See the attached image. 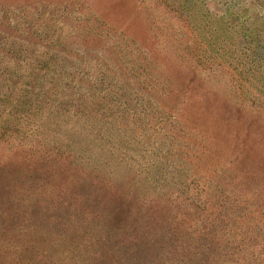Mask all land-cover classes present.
Segmentation results:
<instances>
[{"label": "rangeland", "instance_id": "1", "mask_svg": "<svg viewBox=\"0 0 264 264\" xmlns=\"http://www.w3.org/2000/svg\"><path fill=\"white\" fill-rule=\"evenodd\" d=\"M0 43V264H264V0H0Z\"/></svg>", "mask_w": 264, "mask_h": 264}, {"label": "trees", "instance_id": "2", "mask_svg": "<svg viewBox=\"0 0 264 264\" xmlns=\"http://www.w3.org/2000/svg\"><path fill=\"white\" fill-rule=\"evenodd\" d=\"M9 21V20H8ZM6 38H9V37H6ZM2 44L0 43V46H1ZM13 45V44H12ZM12 45H10V46H8V47H4V48H1V50H0V53H4V54H8V55H10V56H8V58L10 59V60H12V61H15L14 62V65H20L18 68H17V70L18 71H25V70H27V72H26V74L25 75H27L28 76V72H30L31 73V68H27L28 67V65L27 66H24V64L23 63H21L20 62V60L17 58V54H16V52H18V51H20L19 49H17V48H15L14 46H12ZM25 63H27V62H25ZM46 63V62H45ZM45 63H32V65L34 66V68H33V74H35L36 73V71L37 72H39V75H40V73L41 72H44V74L45 73H48L49 74V71H53V72H55L56 71V65H51V66H45L44 64ZM28 64V63H27ZM50 69H52V70H50ZM2 71H4V68H2ZM47 74V75H48ZM61 74V73H60ZM223 234H225V233H223ZM227 234V233H226ZM262 245L264 246V242L262 243ZM237 247L238 248H240V244H237Z\"/></svg>", "mask_w": 264, "mask_h": 264}]
</instances>
